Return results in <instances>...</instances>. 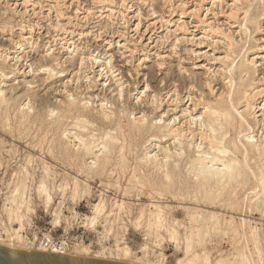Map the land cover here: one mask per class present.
<instances>
[{
    "label": "rangeland",
    "instance_id": "374dc122",
    "mask_svg": "<svg viewBox=\"0 0 264 264\" xmlns=\"http://www.w3.org/2000/svg\"><path fill=\"white\" fill-rule=\"evenodd\" d=\"M193 1L182 8V0H0V76L7 79H0L7 101L0 103V243L17 244L18 235L25 244L26 235H69L74 248L87 247L89 255L79 257L131 263L117 259L119 248L129 246L141 264H178L195 253L201 256L197 264H206V255L210 264H264V189L248 204L251 222L243 235L240 218L255 180L244 173L221 185L204 183L192 173L195 153L178 156L176 140L157 132L165 121L181 126L186 111L193 112L185 104L190 89L197 98L216 101L226 90L230 62L240 67L255 56L249 75L242 76L254 81L253 94L261 91L249 101L264 115V0ZM108 60L115 67L110 74ZM177 94L183 101L172 106L170 97ZM67 95L80 107L87 104L91 116L99 105L114 113V124L89 126L95 135L113 131L120 138L108 161L91 172V158L85 166L73 165L60 154L68 146L64 129L78 132L73 121L60 126L47 120L49 107L66 110ZM202 112L201 106L193 115ZM144 115L154 130L130 135L131 121ZM257 120L251 136L264 142V116ZM235 133L228 128L225 139ZM229 150L230 158L242 161ZM147 151L159 159L169 155L168 166L145 161ZM263 164L264 156L251 155L256 172ZM73 177L80 180L76 194ZM99 203L103 212L91 228L85 224ZM159 210L162 220L156 221Z\"/></svg>",
    "mask_w": 264,
    "mask_h": 264
},
{
    "label": "bare ground",
    "instance_id": "6f19581e",
    "mask_svg": "<svg viewBox=\"0 0 264 264\" xmlns=\"http://www.w3.org/2000/svg\"><path fill=\"white\" fill-rule=\"evenodd\" d=\"M234 1L235 2L238 1L237 3H239V0H234ZM193 3H194L193 0H182V3L180 6L182 8L183 7L186 8L187 6ZM198 6L199 5L196 4V7ZM231 13H233V11ZM233 15H231L230 17H232ZM248 17L249 16H247L245 13V17L243 19L248 20L247 19ZM257 29H260V27H258ZM261 51L264 52V47H262ZM16 58L18 59V56ZM255 58H259V56H255ZM255 58L252 59L251 61L245 59V62H242L243 64H241L240 66L241 68H243V70L239 69L240 67L237 66V62L235 60L230 62V64L225 68V73L227 75V77L224 78L226 81L225 83L226 90L220 93L217 100L216 101L214 100V102L204 99L202 95H200V97L197 98L196 96H194L192 89H190L186 93L187 96L185 95V104L189 103L190 105L194 106L195 109L190 114H188L189 110L186 111V114H185L186 121L181 126L177 127L176 121L174 123L175 125L171 123L172 121L171 122L169 121V123H166L165 121L163 124L161 123L162 121H160L158 124H162V125L157 127L158 133L164 134L166 136L168 135L170 137H173L176 140V142L178 143L180 147L177 153L178 156L180 157L184 155L186 156L188 153L191 154V152L195 153L194 158L192 159L190 158L191 159L190 165H191L192 173L194 174V177L196 179L202 182L204 181V183H211L212 181H215L216 183L220 184L227 180L232 181L236 177H239V176L241 177L244 175V173H246L247 175H250L255 180L256 186L250 189L247 192V196H245L246 204L243 207L241 218H240L241 227L243 229V235H246L247 233L246 228L249 226V223L251 222L249 218L245 216V213L249 207L248 204L251 205L253 203V198H257L259 190L264 189V164L262 165V167L258 169L257 172L250 165L251 155H259L260 158L264 156V142L262 140L259 141V139L255 140L254 139L255 137L251 136L255 132L254 125L257 124V122H259L257 118L263 117L264 115L263 114L257 115L249 101L250 96L255 91V89L252 88L254 81H252V83L251 82L247 83L244 81L243 76H242V73L244 71H247L245 72L247 73L246 76L249 75L250 73L249 66L253 65ZM223 60L226 61L227 59H223ZM19 61L21 60H18V62ZM111 61L112 60H108L107 63L104 62V65L106 66V69H108L107 71L109 74L112 73L113 70L115 69V67L114 68L111 67V64H112ZM32 65H30L29 68L33 67ZM46 70L47 72L51 71V69L47 67H46ZM235 75L236 76L239 75L238 82L235 79L236 77ZM100 76H102V74H100ZM0 79L3 81L7 80L5 78V75L3 74L2 76H0ZM210 88H211L210 93L214 94L215 93L214 87H210ZM249 91H251L250 94H248ZM121 92L122 91L120 89V94ZM260 92L261 91L256 92L255 94H253V96H251V98H253L256 94H261ZM172 95L175 96L174 94ZM67 96L69 100L64 103V107L62 105V107L65 108L66 110L58 112L56 111V109H50L49 107V111L47 112L48 114L47 120L49 121L52 118L50 120V124H53V125L57 124L60 126H64V124L68 125L66 121L70 119L73 121L72 126L74 127V130H77L78 132L72 133V131L67 130V128L64 129V131L62 132V137L63 139L67 140L66 142L68 146L63 147L61 149L60 154H62L63 158L67 162H70V164H73V165L79 164V165L85 166V164L87 163L86 162L87 159L91 158L92 161L90 163L88 162L90 164V169L88 170L91 172L95 170L97 166L105 164L108 161V159L112 155L111 154L112 151L118 147L119 145L118 143H120L119 142L120 138L119 136L115 135L113 131H112L113 133L111 131H108L105 133H101L99 135H95V130H89V126L94 125L93 123L98 122V121L100 123H103V127H108L114 124V120H115L114 113H109L108 111H106V109L103 108L104 107L103 105H99L100 111L97 112L96 116H91L90 113L88 112L89 107L87 106V104H84L82 107H80V105L76 104V101L72 99L71 95H67ZM173 96L170 97L172 106H177L179 101L181 102L183 101L181 100V97L179 94H177L176 97L172 100ZM120 97H122V95H120ZM4 102H7V101H6L5 91H3L2 89V83H1L0 84V103H4ZM152 102L158 103L157 100L155 101V96ZM201 106H202V109L204 110V112H202V115H200L199 117H196V115L194 116L193 113L197 111L198 107H201ZM24 107L25 109L28 108L27 110H30L29 104H26ZM260 107H262L260 111L264 112V104ZM242 108H244V110ZM167 114H169V112ZM62 123L64 124L61 125ZM131 123L133 124V126L132 125L131 127L128 126V129H127V132L130 133V135H132L133 132H135L136 130L140 132H146V131L150 132L151 130L153 131L154 130L153 128L155 127L154 126L155 124H151L148 122L145 115L140 116L138 118H134V121L133 122L131 121ZM228 128H233L235 129V132H236L235 138L231 140L225 139L228 133ZM88 131L89 132L91 131V132L88 133ZM86 132L88 134H86ZM204 145H208L209 147L208 151L204 149ZM229 149H233V151L235 149L237 153H240L242 156V161L238 159L230 158ZM166 152L169 153V149H167ZM169 158H170L169 155H165L163 159H159L157 153H154V152L152 153L150 151H147L145 153L144 160L153 162L154 164H157L158 166L164 165V167H166V165L168 166V163L170 161ZM166 172L167 173L164 172V174L166 175V178L169 179L171 175L168 173L167 170ZM73 178L75 181L73 192H75L76 194L78 193L77 191H78V188L80 187L79 186L80 180L77 177H73ZM166 181L168 182L169 180H166ZM44 190H45V186H44ZM51 202H52V196L47 194V205L50 204ZM102 212H103L102 203L96 204L94 206L93 216L87 218L85 225H89L91 228L95 227L98 223V218L101 216ZM160 213H161V210L158 211V216L155 217L156 221L162 220ZM211 213L213 214V212ZM9 214H11V212ZM18 219L20 220L21 226H23L22 225L23 217H18ZM9 220H11V218H9ZM56 224L60 225L59 216L57 217ZM18 233L19 232L15 234H18ZM17 237H18L17 244L10 243L6 245L4 242L5 240H4L0 243V245L7 246L11 249H25L26 250L25 245L27 243L25 244L24 240L19 235ZM26 246L28 247L27 250H29L30 247L28 245ZM38 249L41 251L43 250L42 247L40 246L38 247ZM72 252L73 253L71 254H74L77 256H88L89 255L87 247L81 246V244H76ZM118 252H119L117 255L118 258L116 257L117 259H120L119 257H122L124 260H129V261L131 260L130 264H141L142 258L136 257L132 249L129 246H124L123 248H119ZM248 252L250 251L248 250ZM195 254L196 255L194 256L193 259H187L188 257H186L187 260L180 259L178 261V264H197L195 263V258H199L201 256H199L197 253ZM249 255L252 258L251 253H249ZM96 257L100 258L99 256H96ZM202 259H204L206 264H210L209 262H211L209 256L207 255ZM224 263H225L224 260L218 259L215 264H224ZM160 264H164V263L160 262Z\"/></svg>",
    "mask_w": 264,
    "mask_h": 264
},
{
    "label": "water",
    "instance_id": "95a60500",
    "mask_svg": "<svg viewBox=\"0 0 264 264\" xmlns=\"http://www.w3.org/2000/svg\"><path fill=\"white\" fill-rule=\"evenodd\" d=\"M0 264H130L95 257L48 253L41 250L11 249L0 245Z\"/></svg>",
    "mask_w": 264,
    "mask_h": 264
},
{
    "label": "built area",
    "instance_id": "2783aa9c",
    "mask_svg": "<svg viewBox=\"0 0 264 264\" xmlns=\"http://www.w3.org/2000/svg\"><path fill=\"white\" fill-rule=\"evenodd\" d=\"M25 240L30 247L29 250H39L38 247L40 246L44 252L70 255L74 248L73 239L69 235L62 236L59 239H52L46 235H26Z\"/></svg>",
    "mask_w": 264,
    "mask_h": 264
}]
</instances>
